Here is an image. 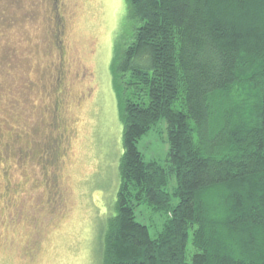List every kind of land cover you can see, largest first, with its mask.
Segmentation results:
<instances>
[{
  "label": "trees",
  "instance_id": "1",
  "mask_svg": "<svg viewBox=\"0 0 264 264\" xmlns=\"http://www.w3.org/2000/svg\"><path fill=\"white\" fill-rule=\"evenodd\" d=\"M125 1L110 63L124 151L102 264H264V0ZM161 119L163 165L137 148ZM141 203L168 215L156 239Z\"/></svg>",
  "mask_w": 264,
  "mask_h": 264
},
{
  "label": "rangeland",
  "instance_id": "2",
  "mask_svg": "<svg viewBox=\"0 0 264 264\" xmlns=\"http://www.w3.org/2000/svg\"><path fill=\"white\" fill-rule=\"evenodd\" d=\"M125 15V0H0V264H102L124 151L110 63ZM137 148L163 165L166 121ZM135 217L152 239L168 219L146 203Z\"/></svg>",
  "mask_w": 264,
  "mask_h": 264
},
{
  "label": "flooded vegetation",
  "instance_id": "3",
  "mask_svg": "<svg viewBox=\"0 0 264 264\" xmlns=\"http://www.w3.org/2000/svg\"><path fill=\"white\" fill-rule=\"evenodd\" d=\"M61 69V70H60ZM57 70H58V72L60 73H62L63 74V64L62 63H60V65L57 67ZM60 76V75H59ZM61 80V79H60ZM60 82V81H59ZM26 155L25 156H27V153H25Z\"/></svg>",
  "mask_w": 264,
  "mask_h": 264
}]
</instances>
